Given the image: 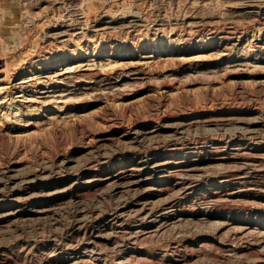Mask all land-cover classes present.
I'll return each mask as SVG.
<instances>
[{"label": "rangeland", "instance_id": "obj_1", "mask_svg": "<svg viewBox=\"0 0 264 264\" xmlns=\"http://www.w3.org/2000/svg\"><path fill=\"white\" fill-rule=\"evenodd\" d=\"M0 264H264V0H0Z\"/></svg>", "mask_w": 264, "mask_h": 264}, {"label": "bare ground", "instance_id": "obj_2", "mask_svg": "<svg viewBox=\"0 0 264 264\" xmlns=\"http://www.w3.org/2000/svg\"><path fill=\"white\" fill-rule=\"evenodd\" d=\"M254 133V132H253ZM259 135V134H258ZM258 135H256V136H258ZM260 136H262L261 134H260ZM263 137V136H262ZM261 138V137H260ZM258 140V139H257Z\"/></svg>", "mask_w": 264, "mask_h": 264}]
</instances>
